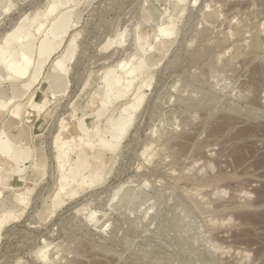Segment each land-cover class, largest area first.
<instances>
[{
	"label": "rangeland",
	"instance_id": "1",
	"mask_svg": "<svg viewBox=\"0 0 264 264\" xmlns=\"http://www.w3.org/2000/svg\"><path fill=\"white\" fill-rule=\"evenodd\" d=\"M8 1L0 45L15 51L36 27L31 19L60 4L44 29L54 50L34 52L39 70L21 112L32 94L41 102L61 83L65 93L39 117L13 120L22 144L0 135V175L21 171L25 180L2 175V185L34 188L25 207L3 191L15 219L2 232L0 264H264V0ZM159 15L173 35L155 40ZM122 31V45L102 49ZM137 38L148 71L125 89L114 80L140 54ZM105 82L114 89L102 104ZM10 84L0 79L1 98ZM134 94L143 98L126 134L104 145ZM69 117L87 121L74 134L98 152L84 171L75 167L82 150L72 153L65 172L81 186L55 199L53 140ZM9 124L0 113V130ZM15 150L29 152L26 166L12 161Z\"/></svg>",
	"mask_w": 264,
	"mask_h": 264
},
{
	"label": "bare ground",
	"instance_id": "2",
	"mask_svg": "<svg viewBox=\"0 0 264 264\" xmlns=\"http://www.w3.org/2000/svg\"><path fill=\"white\" fill-rule=\"evenodd\" d=\"M184 0H176V3L179 4L183 2ZM175 6V5H174ZM60 7V4L56 1H52L47 5V8L40 16L39 18L34 17L31 19L33 22H37L36 27L32 31H26L23 37L19 39V50L15 51L12 47H6L4 45H0V79L9 80L11 81V84L8 88L9 96L4 99L0 97V113L7 112V115L10 118L11 124L6 125L3 127V130H0V135L4 136L8 142H11L12 144L19 145L22 144L21 142V135L20 132L17 131V128L10 129L11 126H13V120L17 119L20 120L22 117V114H26L27 119L32 115V113H35L38 117L43 113V111L47 108V106L51 103V99L59 98L65 93V89L63 88V85H58V88L56 91H53L51 89L50 96L47 98H44L41 102H35L33 101L34 94L31 95L30 100L25 103L26 107L23 112H21V108L23 107V104L20 103V99L25 95V93L29 90L32 83L36 82V77H34V74L39 69L37 67L34 68L35 61L33 60V54L34 52H38V55H40V51L43 47L52 48L50 47L48 35L49 31L45 30L46 23L51 20V14H53L58 8ZM12 10V5L8 0H0V19L2 16L6 15ZM166 19L167 15H159L157 19V25H156V34H155V40H159L163 37H169L173 35L172 29H170L169 26H166ZM50 22V21H49ZM125 31V30H124ZM122 31L121 33H118L116 35L115 40L108 41L104 46L103 50H107L110 48L113 44L115 45H122L124 42L123 35L125 32ZM17 33V32H16ZM53 33V32H52ZM40 35L39 40L37 44H34L31 47V44L33 41H36L35 35ZM54 34V33H53ZM43 38L41 43L39 44L40 40ZM17 40V39H16ZM139 38L135 39L134 44L135 50L137 52H142V48H138V45H140ZM16 42V43H17ZM34 43V42H33ZM151 43V42H150ZM148 45V49H151L154 47V44ZM15 46V45H14ZM17 46V44H16ZM48 46V47H47ZM54 50V48H52ZM50 49V50H52ZM53 53V52H52ZM51 54V52H50ZM52 55V54H51ZM50 55V56H51ZM46 57V56H45ZM74 57V54H73ZM129 62L122 63L124 65V70L122 75L118 76L114 80L115 85H120L121 83H124L125 89L132 88V83L134 82L135 78H138L139 76L145 74L148 71V66L146 65L145 59H143V53H140L138 57L135 55H132L130 59H128ZM133 61V62H132ZM54 67L57 69L58 73L65 72V66L63 61H61L59 58L54 62ZM152 68V67H151ZM33 75V76H32ZM46 79H45V81ZM61 82V81H60ZM59 82V83H60ZM147 87V86H146ZM114 88L110 87L109 82H105L103 86L100 88V92L98 94L100 97V101L102 104H105L107 100L112 95ZM134 101L130 104H126L122 109L120 114L117 116V118H113L109 122V127H107L104 130V134L108 135L110 137L109 141H106L104 145L111 147V143H116L120 139V135L124 134L127 131V128L130 125V120L132 117L133 111L140 106L142 102L143 96L139 95H133ZM19 102V103H18ZM25 106V105H24ZM11 108V109H10ZM78 115V114H76ZM74 115L73 117L75 118ZM24 116V115H23ZM73 117L66 118L62 120L57 128L56 134L54 135L53 145L56 149V157L55 160L57 162V168L59 170V183H58V189L55 194V199L62 196L64 199L71 198L77 194V188L78 186H81L78 184V180H76L74 177L69 176L66 171L67 164L70 163V156L72 153H74L76 150H82L79 155L77 154L78 162L75 164V167L84 171V169L89 168L90 163L88 161V158L96 159L97 154L95 151L91 148L92 141L90 139H82L79 137L78 134H74V131L80 132L81 125L83 123V126H86L87 121H81V124H77L75 126L72 125L71 120ZM37 118V117H36ZM28 121V120H26ZM74 128V130L72 129ZM73 130V134L67 135L68 132ZM72 132V131H71ZM126 134V133H125ZM123 137V136H121ZM27 153L29 152H18L14 151V155L12 158V161L15 164L22 163L23 166H26V162L28 160ZM11 161V162H12ZM42 171V168L40 169ZM90 171H93L92 169ZM19 172L21 171H15V172H8V171H1L0 175V240L2 236L3 230L6 228L7 224L10 221H13L15 219V216L13 215V209H7L4 207L6 204L5 198L2 197L4 190H12L15 192V194L18 196L19 203L17 204V207H25L28 205V197L32 195L34 192V188L32 189H24V188H15L14 186L10 187H4L1 183L3 176L2 175H11L15 177H20L22 180H24V176H19ZM7 178V177H6ZM25 182V180H24ZM70 185H75L73 189L70 188ZM24 187V186H23ZM82 190L83 187H80ZM80 189V190H81ZM81 193L78 191V194ZM123 196V193H118L117 198L120 200V198ZM123 198H121L122 200ZM5 209V210H4Z\"/></svg>",
	"mask_w": 264,
	"mask_h": 264
}]
</instances>
